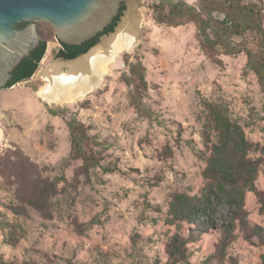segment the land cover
<instances>
[{"label": "rangeland", "instance_id": "1", "mask_svg": "<svg viewBox=\"0 0 264 264\" xmlns=\"http://www.w3.org/2000/svg\"><path fill=\"white\" fill-rule=\"evenodd\" d=\"M177 1L197 2L141 0L145 23L137 46L121 52L102 85L72 104L38 95L46 83L38 75L43 60L54 62L61 43L51 24L37 22L48 40L45 56L30 79L1 92L0 264L165 262L166 241L176 230L165 222L169 201L178 191L200 195L206 184L202 99L224 102L247 137L264 147V95L245 69L247 56L223 54L218 64L201 47L194 23H159L156 6ZM139 63L147 87L135 74ZM137 86L144 112L133 103ZM70 121L85 126L88 145L110 171H86L73 156ZM257 186L264 193V167ZM246 208L249 222L264 227L255 192L247 193ZM219 238L217 229L194 241L191 260L261 261L264 245L256 236L241 234L225 255Z\"/></svg>", "mask_w": 264, "mask_h": 264}, {"label": "trees", "instance_id": "2", "mask_svg": "<svg viewBox=\"0 0 264 264\" xmlns=\"http://www.w3.org/2000/svg\"><path fill=\"white\" fill-rule=\"evenodd\" d=\"M124 9L125 4L112 24L89 41L81 45L60 41L63 49L59 56L72 59L86 52L102 34L115 29ZM155 19L171 26L194 23L201 47L218 64H223V54H245V69L257 76L264 95V5L261 0H197L195 4L177 1L170 6L161 2L155 8ZM47 45L48 40L42 39L38 48L15 68L7 87L33 76L45 56ZM141 66V63L135 66V74L147 87ZM142 89L137 86L138 94L132 99L135 106L144 112ZM201 105L199 118L206 151H201L200 158L206 162L203 171L206 184L200 195L187 191L173 194L165 222L175 225L176 230L165 244L166 261L157 258L154 264H199L191 260L192 244L203 234L217 229L220 231L218 248L222 255L241 234L248 240L256 236L258 243L264 245V227L249 222L246 208L247 193L255 192L260 210L264 212V193L257 186L264 167V147L247 137L243 124L231 116L224 102L202 99ZM69 128L73 156L83 160V168L90 171L101 166L104 171H110L102 164L101 156L88 145L85 126L70 121ZM255 153L259 155L255 156ZM94 223L89 222L87 227H92ZM184 224L189 227L188 233L183 231ZM231 264H237L236 260H232ZM258 264H264V254Z\"/></svg>", "mask_w": 264, "mask_h": 264}, {"label": "water", "instance_id": "3", "mask_svg": "<svg viewBox=\"0 0 264 264\" xmlns=\"http://www.w3.org/2000/svg\"><path fill=\"white\" fill-rule=\"evenodd\" d=\"M124 1L113 31L72 59L61 58L59 46L54 62L39 71L49 80L39 94L58 102H72L95 89L113 56L137 42L144 17L138 10L141 0H0V109L1 92L9 88L13 71L41 43L37 22L51 24L59 41L81 45L112 23Z\"/></svg>", "mask_w": 264, "mask_h": 264}, {"label": "bare ground", "instance_id": "4", "mask_svg": "<svg viewBox=\"0 0 264 264\" xmlns=\"http://www.w3.org/2000/svg\"><path fill=\"white\" fill-rule=\"evenodd\" d=\"M138 10L142 13V11H141V9H140L139 7H138ZM142 14H143V13H142ZM143 16H144V15H143ZM144 23H145V17H143V19H142V23H141V31H142V28H143ZM141 33H142V32H140V36H139V38L137 39V42H136L135 44L125 46V47H124L123 49H121V50H120L115 56H113V58L111 59L110 63L108 64L107 68L105 69V71H104V73H103L102 80H101V82L99 83V85H98L95 89H93L92 91L86 93V94L84 95L83 98H85L86 96H88L91 92L95 91L96 89H98V88L102 85V83L104 82V78H105V76H106V75L109 73V71H110V67H111L112 65H114V64L117 62L118 57H119V54H121V52H123V51H125V52H126V51H130V50H132L133 48H135V47L137 46V44H138V42H139V40H140V38H141ZM46 60H48L47 57L43 60V67H42V68L48 66V64L45 65ZM41 70H42V69H41ZM41 76L43 77V75H41ZM43 78H44V77H43ZM45 80H46V83L49 82L48 79H45ZM46 83H45V84H46ZM43 86H44V85H43ZM39 90H40V89H39ZM38 95H39L43 100H45V101H47L48 103H51V104H52V103H57V104H72V103L78 101L79 99H82V98H75L72 102H71V101H66V100H64V101H62V102H58V101H56V100H52V99H48V98H44V97H42V96L39 94V91H38ZM0 131H1V136H2V128H0Z\"/></svg>", "mask_w": 264, "mask_h": 264}, {"label": "flooded vegetation", "instance_id": "5", "mask_svg": "<svg viewBox=\"0 0 264 264\" xmlns=\"http://www.w3.org/2000/svg\"><path fill=\"white\" fill-rule=\"evenodd\" d=\"M123 4H125V1L122 3L121 8H122ZM121 8H120V11H121ZM115 18H116V17H115ZM115 18H114V20H115ZM114 20H113V21H114ZM113 21H112V22H113ZM111 24H112V23H111ZM111 24H110V25H111ZM101 36H102V35H101ZM39 37H40V36H39ZM40 40H42L41 37H40ZM40 44H41V43H40ZM62 49H63V45L61 44V45H60V50H59V52H60ZM61 58H63V57H61ZM64 59H65V58H64Z\"/></svg>", "mask_w": 264, "mask_h": 264}]
</instances>
